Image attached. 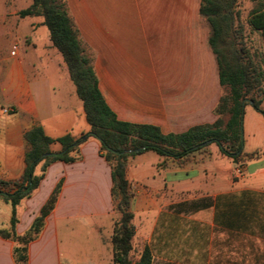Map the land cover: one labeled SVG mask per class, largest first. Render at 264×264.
<instances>
[{
	"label": "crops",
	"instance_id": "obj_1",
	"mask_svg": "<svg viewBox=\"0 0 264 264\" xmlns=\"http://www.w3.org/2000/svg\"><path fill=\"white\" fill-rule=\"evenodd\" d=\"M61 2L117 119L154 125L163 134L216 119L223 87L200 0ZM30 4L0 0V178L7 181L23 173L24 133L32 126L40 125L52 139L89 133L81 101L42 18L19 15ZM209 146L182 163L151 150L127 158L132 263L148 246L150 264H195V258L199 264H241L238 236L250 227L248 208L259 203L264 189L224 188L217 172H201L195 164L213 156ZM49 149L58 152L60 145L52 143ZM78 151L80 158L73 162L57 160L47 166L38 187L16 206L15 233L22 235L62 180L52 210L26 245V264H115L111 234L118 213L110 195V166L92 135ZM215 156L223 157L218 150ZM39 172L37 165L34 173ZM10 214L11 209L8 227L0 229L9 228ZM177 221L191 242L199 233L203 246L177 251ZM225 240L231 243L228 254L219 248ZM14 245L0 236V264H17Z\"/></svg>",
	"mask_w": 264,
	"mask_h": 264
},
{
	"label": "trees",
	"instance_id": "obj_2",
	"mask_svg": "<svg viewBox=\"0 0 264 264\" xmlns=\"http://www.w3.org/2000/svg\"><path fill=\"white\" fill-rule=\"evenodd\" d=\"M236 1L200 0L199 12L210 26L208 42L216 58L219 84L227 88V94H221L214 108L216 119L212 123L194 125L181 133L167 134H163L154 125L131 123L116 118L99 91L90 59L83 53L61 0H31V4L19 12L21 17L35 15L42 18L49 39L60 53L75 93L81 101L89 133L77 138L67 133L52 139L45 135L40 125H34L24 133L27 146L21 177L13 181L0 178V199L8 203L11 209L9 228L0 229V236L15 242L12 253L17 264H26V245L38 234L45 216L52 210L62 180L57 182L22 235L15 233L16 206L22 199L30 197L52 162L60 160L70 163L79 159L78 147L88 135L98 140L99 154L110 166V195L113 208L118 213L111 234L112 260L115 264L151 263L148 246L143 248L135 262L132 263L129 258L130 241L134 234L130 211L132 194L125 177L129 156L151 150L165 159L172 158L182 163L190 160L196 152H205L209 144H215L218 152L230 158L233 164L239 163L243 156L252 158L253 153L244 154L241 150L242 101L258 87L262 73L251 61L244 59V48H235V42L230 40L231 32L232 35L235 34ZM248 23L253 29L260 31L264 40V0H259L258 6L252 9ZM249 99L254 110L264 116L261 100L253 97ZM223 113L228 114L226 121L221 118ZM52 143L60 145L58 152L50 151ZM137 147H143V150L123 152ZM162 164L161 162L160 165ZM37 165H40L39 174L34 173ZM243 211L240 209L239 218L244 216Z\"/></svg>",
	"mask_w": 264,
	"mask_h": 264
},
{
	"label": "rangeland",
	"instance_id": "obj_3",
	"mask_svg": "<svg viewBox=\"0 0 264 264\" xmlns=\"http://www.w3.org/2000/svg\"><path fill=\"white\" fill-rule=\"evenodd\" d=\"M258 2L259 0L236 1L234 6L235 34L232 35L231 32L230 40L235 42V48H244V59L251 61L261 71V82L245 99H249V97L260 99V106L264 108V40L260 31L253 29L248 23L250 13L252 9L258 6ZM222 93L227 94L226 87H223ZM221 118L226 121L228 114L223 113ZM241 141L242 153H253L252 158L243 156L239 163L233 164L231 159L226 156L216 157L217 147L215 144H211L209 147L213 156L205 159L204 163L195 164V167L200 169L201 172L202 168L217 172L221 187L224 185V188L255 187L264 189V116L255 111L248 102H245L243 106ZM237 168L241 170L240 174L235 172ZM259 198L258 204H251L252 200H250L249 218L246 220L250 227L243 230L238 236V255L241 264H264V227L260 226L261 223H264V196L262 195ZM9 210L10 206L8 204L0 202V228L8 227ZM184 221H186V218ZM179 229L180 222L177 221L175 232L177 251L179 248H184L186 251L188 247L199 249L203 246L198 237L199 233L197 235L192 233L193 237H197L192 238L191 242L189 234L186 231L181 233ZM184 235L185 237H183ZM224 237L226 238V236ZM235 239L234 236V241ZM227 241L229 240L219 244V248L222 252L224 251V254H228L231 246V243ZM192 262L199 264L200 259L195 258Z\"/></svg>",
	"mask_w": 264,
	"mask_h": 264
},
{
	"label": "water",
	"instance_id": "obj_4",
	"mask_svg": "<svg viewBox=\"0 0 264 264\" xmlns=\"http://www.w3.org/2000/svg\"><path fill=\"white\" fill-rule=\"evenodd\" d=\"M245 102H248V103H252V101L250 99H243L242 101V104L244 105ZM206 143H209V142H206ZM143 150V147H137V148H133V149H125L123 152L124 153H131V152H137V151H141Z\"/></svg>",
	"mask_w": 264,
	"mask_h": 264
},
{
	"label": "built area",
	"instance_id": "obj_5",
	"mask_svg": "<svg viewBox=\"0 0 264 264\" xmlns=\"http://www.w3.org/2000/svg\"><path fill=\"white\" fill-rule=\"evenodd\" d=\"M13 49H15V46H13ZM235 172H236L237 174H240L241 170H240L239 168H237V169L235 170Z\"/></svg>",
	"mask_w": 264,
	"mask_h": 264
}]
</instances>
